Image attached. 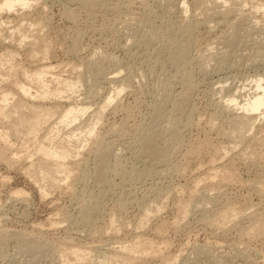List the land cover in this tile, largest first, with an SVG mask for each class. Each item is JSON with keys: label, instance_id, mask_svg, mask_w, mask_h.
<instances>
[{"label": "rangeland", "instance_id": "374dc122", "mask_svg": "<svg viewBox=\"0 0 264 264\" xmlns=\"http://www.w3.org/2000/svg\"><path fill=\"white\" fill-rule=\"evenodd\" d=\"M183 1L189 6L188 14L182 10ZM235 2V6L227 4L233 8L227 15L220 13L222 7L208 3L202 8L195 0H101L94 10L83 8L77 0H40V6L25 9L22 17L10 15L11 24H0L3 38L7 37L0 39V54L6 50L16 54V78L27 86L21 70L39 69L45 61L56 66L55 75L63 79L93 78L104 72L97 82L86 80L74 94L76 102L92 103L85 122L94 123L98 115L100 121L81 154L69 158L71 173L63 179L65 186L44 195L26 170L30 162L40 159L27 157L33 143L44 139L59 115L43 125L39 138L8 139L18 160L11 166L0 158V264H64L66 258L59 253L71 248L92 249L96 257L98 253L107 256L104 262H113L112 255L121 244L137 243L162 252L133 264H264V236L251 241L243 236L254 215L264 211V195L255 186L264 180V166L248 159L253 150L262 152L264 162V147L252 141L264 135V115L240 140L231 135L228 118L232 113L223 109V97L237 90L251 94L252 80L264 77V9L255 10L264 0H252L243 7ZM200 9H207L213 18L188 33L189 37L187 22L206 18ZM34 20L47 21L42 35L48 52L43 63L38 60L43 56L41 45L19 47L17 38L10 37V27L22 24L27 32ZM73 39L80 42L77 54L71 49ZM184 41L188 49L177 59L173 53ZM113 78L117 84L109 81ZM121 81L124 86L118 99L103 113L96 112L107 93L121 87ZM30 86L34 94L36 89ZM221 86L223 93L218 92ZM2 90L18 92L14 83L3 79L0 96ZM87 91L93 93L91 98L86 99ZM29 104L33 107L36 102ZM44 105L63 109L75 104L63 98ZM149 139L164 153L149 156L153 160L145 154L153 141ZM62 142L69 148L64 137L54 138L53 145ZM5 146L7 142H0V152ZM147 168L157 174L141 176ZM215 170L226 182L216 181L214 186L206 182ZM204 195L211 202H200L182 218V207L189 199L200 200ZM86 203L91 204L89 212L83 207ZM228 205L240 207L243 213L224 230L213 223L212 216L208 221L203 218ZM150 214L155 217L146 220ZM31 245L40 246L41 252H32ZM96 257L87 263L100 264Z\"/></svg>", "mask_w": 264, "mask_h": 264}, {"label": "bare ground", "instance_id": "6f19581e", "mask_svg": "<svg viewBox=\"0 0 264 264\" xmlns=\"http://www.w3.org/2000/svg\"><path fill=\"white\" fill-rule=\"evenodd\" d=\"M39 1L40 0H0V24L1 25L11 24L14 19L11 20L9 18L10 15H16L18 17H22L20 15H24L23 11L25 9H35L36 6H38V5L40 6ZM77 1L79 2L80 6H82L85 9H88V10H92V9L94 10L99 5L100 6L102 5L101 0H77ZM237 1H239L240 5L244 4V5H242V7L246 6V4H248L249 2H252V0H237ZM231 2L234 3L233 5L235 6V4H236L235 0H195V4H197L196 6L201 5L199 7H202L204 5L207 6L208 3L213 4V6L215 5V7H219V9H220V7H222V8H224V11L220 12V13L227 14V15H228V13L233 11V8L230 5H229L230 7H227V4L228 3L231 4ZM181 5H182L183 12L188 14L189 6H188L187 2L183 1L181 3ZM205 7H202V8H205ZM262 9H264V4L258 3L256 8H255L256 12H259V10H262ZM200 10H202V11H200L201 12L200 15L205 16L206 17V18H204L205 20L202 18L203 21H201V20H199V18L198 19L195 18V20L193 19V20L188 21L186 24V26H187L186 27V30H187L186 34L187 35H188V33L190 34L191 31H194L200 24L206 23L208 20H211V18H213V16L211 14L208 15L207 9H200ZM209 11H211V10H209ZM71 13H73V12H71ZM67 15L69 16V14H67ZM67 15L65 14V16H67ZM5 16H6V18H5ZM70 17H72L71 19L74 22L73 15L72 16L70 15ZM206 19H207V21H206ZM243 20H245V19L242 18V21ZM237 23H238V21H237ZM239 25H240V22H239ZM46 26H47L46 20H45V22H42L41 20H39V21L34 20V21L28 23V31L24 32L23 25L22 24H16V25L10 27V29H12L10 37H11V39L17 38V46H19V47L23 46L25 43H30L33 46L41 45L43 47V49H42L43 56L38 60L42 62V61L47 60V52H48V44L43 39V35H42ZM186 30H184V31L186 32ZM32 32H35V34L30 35V33H32ZM242 32L244 33V31H242ZM239 33L240 32H238L237 34L240 35L241 33L240 34ZM14 36H16V37H14ZM28 38H31V40L27 41ZM0 39L1 40L4 39L3 35L1 34V31H0ZM4 40H7V37ZM184 42L185 43L181 42V45L179 46V48H177L178 46L176 47L175 52L172 49L174 52V53L173 52L172 53L175 55V57L177 59H180L182 57V55L184 53H186V51L188 49V46L186 45V41H184ZM79 48H80V42L78 41V39H73L71 49L74 52V54L78 53ZM225 54H227V53H225ZM15 57H16V54L12 51L6 50L3 54H0V80L3 79L6 81H9V83H11V82L14 83L15 86L17 87V90H18V92L16 94H14L10 91H8V92L4 91V90L1 91V96H0V128H2L3 132H0V142L1 143L7 142V146H5V149L0 152V158L5 160V162L11 166L15 165L18 158L15 157V155H16L15 153L13 154V152H11V146L8 144L9 143L8 139L9 138H15V139L25 138V139L29 140V139H33V138H39L40 133H41V128H43V125H45L46 122H48V120L52 119L55 115H59L57 122H53V124L50 125L49 127L47 126L48 130L45 133L46 136L44 137V139L42 141H36L33 143L34 148L29 153V155H28V151L26 150V154L28 155L27 156L28 159L31 158L33 155H37L40 157V159L37 163L34 164V163L30 162L29 166H28V168H26V170L28 171V174L31 175L33 178H35L37 183H39V187L41 189V192L44 195H47L48 193H50V191H52L56 188H60V187L62 188L63 185L65 186L63 179H65V181H66L67 178L69 177V173H71V168L68 167L69 158L70 157L75 158L76 156H79L81 154V149L84 148V146H86L88 141L91 140L93 138V136L95 135L96 126L98 125V121H100V115L97 116L96 121L94 123H90V122L86 123L84 118L87 115L88 109L92 105V103H89L87 101L85 102L84 99L80 100V103H78V102H76V98H75L74 94L77 92V88L78 89H79V87L84 88L85 83L88 82L86 80H89V82L91 80H92V82L93 81L97 82L98 78L102 75V73L104 74V72H100L99 74H97V76H95L93 78L87 77V79H86L85 76H82L80 79H76V80L63 79L62 76H59L58 74L55 75L54 68L56 66L49 65L50 63L47 64V62L45 61V63L42 62L43 64H45V66H41V68H39V69L31 70V71H28L26 69L21 70L23 77H25L26 82L29 85V86H27L23 82L18 81L16 78L18 70H16L15 64H14ZM112 59L115 60V58H111V60ZM111 60L109 58V61H111ZM113 63H111V64H113ZM115 66H116V64H115ZM117 66H118V64H117ZM86 70H87V68H86ZM103 77H104V75H103ZM101 78H102V76H101ZM81 79H83V80H81ZM109 81L117 84V82H116L117 80H115L114 78H113V80L111 79ZM121 83H122L121 87H119V88L115 87L116 89H114L112 93H111V91L109 93H107V95L102 99V102L98 104V108H97L96 112L103 113L114 101H116L118 99L119 95L121 94V92L123 90L122 86H124V81L123 82L121 81ZM252 83H253L254 91L251 94L242 95V93H240L237 90V92L235 94H233L231 92L232 93L231 95L223 97L225 100V102H224L225 104L223 106L224 107L223 109H225V112L228 111V113H232L231 118H228L230 120L228 123H230V126H231V130H230L231 135L232 136L234 135L235 138H238L240 140L243 139L248 133L251 132V130L253 129V127L256 124V121L262 115H264V77L263 76H257L252 80ZM30 84L33 85L36 89V91H34V94L32 91L33 88L30 86ZM94 89H97V88L95 87ZM99 90H101V88ZM99 90H96L97 94H98ZM99 92H101V91H99ZM218 92L223 93L224 87L221 86L219 88ZM88 94H90V95L88 97L86 96L87 97L86 99H88L93 93L87 91L86 95H88ZM242 97H243V99H242ZM63 98L68 99L70 101H73V104H75V105L69 106V107H66L63 109H60V108L55 107V106L49 107L50 105L49 106L44 105V104H50V102H52L54 100L56 101V100L63 99ZM29 101L33 102V103L36 102V104L33 107H31V105L29 104ZM37 103L39 105H37ZM42 104L44 106H42ZM239 111H241V112H239ZM71 123L75 124V125L67 130V127H69V124H71ZM263 129H264V126H263ZM61 137H64L66 139L65 143L69 148H64L63 145H65V144L63 142L58 144V145H53L54 138L59 139ZM46 140L49 142L46 143L45 142ZM146 140H145V143L147 142ZM152 140L154 141V139H152ZM152 140L149 139L148 142L149 141L151 142ZM255 140L257 142L256 143L257 146L260 145L262 148L264 147V135L260 139L255 138L254 140H252L253 143L255 142ZM153 141L147 145V147H148V148L146 147L147 150H145V148H144L145 154L148 157L150 156L151 158H155V157H157V154L159 155L160 153L161 154L163 153L162 152L163 149L161 147H159V145H158V147L161 148L159 150L157 148V144L155 145V141H154V143H153ZM150 144H152V145L154 144V145L149 146ZM143 145H145V144L143 143ZM145 146H142V147H145ZM154 146H156V148ZM164 149H165V147H164ZM144 150H143V148L141 150V151H143V153H141L142 156L144 154ZM7 152H10V154H11L10 157H8L9 153H7ZM257 152H259V151H257ZM225 154H227V152H225ZM160 155L158 157H160ZM150 157H149V160L151 159ZM163 157H166V156H163ZM163 157H161V158H163ZM248 159L253 161L254 164L257 161L264 166L262 152L261 153H256V152L254 153L252 150V153L250 154ZM151 160H153V159H151ZM160 160H162V159H159V161ZM155 161H157V160L155 159L154 162ZM160 162L164 163V159ZM157 163H159V162H157ZM253 163H251V164H253ZM154 172H153V169L151 170V169L147 168L146 170L144 169L143 173H141V176H143V177L144 176H148V177L150 176L151 177L152 175H154ZM83 173H82V175H83ZM82 178L85 179L86 177L82 176ZM98 179H101V176H98ZM206 179H208L206 182H208L210 180V182L213 184V186H214V183L216 184L218 181L220 183H222V181L226 182L225 176L221 175L218 170H215V171L209 173L208 178H206ZM259 181H260V179L258 181H256L257 185L255 184V186H257V188H256L258 190L257 193L259 192V194H261L263 196L264 195V180L260 181V182ZM210 182H208V183H210ZM208 187H210V186H208ZM216 188H218V187H216ZM199 196L200 195H198L197 197H199ZM209 199L210 198L206 197V195L201 197L200 200H196V196L194 199H193V197H191L189 199V201L185 204V206L182 207L183 210H182V216L181 217L183 218V217H186L187 215H189L194 209H196V207L199 205L200 202H205V204H209L211 202ZM87 204L90 206H86ZM153 204H154V202H153ZM162 206L161 205L157 206L156 210L160 211L162 209ZM83 207H84V209H86L87 212H89L90 210L88 211V209H90L91 204L86 203L85 206L83 205ZM84 209H82V210H84ZM91 210H92V207H91ZM262 212H264L263 209H262ZM262 212H259V214L257 213L255 215L252 214V216L254 215V217H253L252 222L250 223V226L248 228H246V230L243 231V236H245L250 241L254 238L256 239L257 237L264 236V213H262ZM241 213H243V212L242 211L240 212V207L238 208L234 205H228L225 210L220 211V212H215L212 215L207 214V215L203 216V218L205 217L204 218L205 221L206 220L208 221L210 219V216H212L213 217V223H215L218 228L224 230V228H227L229 226L228 224H230L232 222L239 221L240 216H242ZM153 216H154L153 214L148 215L146 220L153 218ZM83 220H84L83 221L84 223H87V221H88L87 218H85V217ZM22 247L23 246H20L19 248L22 249ZM29 248L32 252H35V253L41 252V249H42V248H40V246H32V245ZM94 252L97 253V251L92 250V249L88 251V250H84V249L82 250L80 248H71L68 253L67 252H61V253H59V256L61 258H66V260H64V264H88L87 262H93V259L95 260L96 256H95ZM161 252H162L161 249H159L158 247L157 248L155 247V249H152L150 246L141 245L138 243L137 244H130L129 246H126V244H121L119 247V251H117L115 254L112 255L113 257H116L113 262L106 261L107 256L102 255L104 253H102V254L98 253L99 256H97L96 258L98 259L100 264H133L136 259L143 258V257L149 256L152 254H155V255L160 254L161 255ZM100 254H101V256H100ZM126 255H129V257ZM124 256H126V257H124ZM104 259H106L105 260L106 262L103 261Z\"/></svg>", "mask_w": 264, "mask_h": 264}]
</instances>
